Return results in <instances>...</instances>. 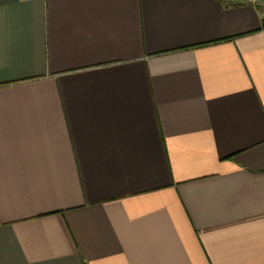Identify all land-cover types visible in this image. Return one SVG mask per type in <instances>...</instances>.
I'll use <instances>...</instances> for the list:
<instances>
[{
	"label": "crops",
	"instance_id": "0c3cea01",
	"mask_svg": "<svg viewBox=\"0 0 264 264\" xmlns=\"http://www.w3.org/2000/svg\"><path fill=\"white\" fill-rule=\"evenodd\" d=\"M263 17L0 0V264H264Z\"/></svg>",
	"mask_w": 264,
	"mask_h": 264
},
{
	"label": "built area",
	"instance_id": "2783aa9c",
	"mask_svg": "<svg viewBox=\"0 0 264 264\" xmlns=\"http://www.w3.org/2000/svg\"><path fill=\"white\" fill-rule=\"evenodd\" d=\"M246 1L249 2V3H252L254 5L259 4V2L264 3V0H246Z\"/></svg>",
	"mask_w": 264,
	"mask_h": 264
},
{
	"label": "trees",
	"instance_id": "16d2710c",
	"mask_svg": "<svg viewBox=\"0 0 264 264\" xmlns=\"http://www.w3.org/2000/svg\"><path fill=\"white\" fill-rule=\"evenodd\" d=\"M262 27L264 28V17L262 19Z\"/></svg>",
	"mask_w": 264,
	"mask_h": 264
},
{
	"label": "rangeland",
	"instance_id": "374dc122",
	"mask_svg": "<svg viewBox=\"0 0 264 264\" xmlns=\"http://www.w3.org/2000/svg\"><path fill=\"white\" fill-rule=\"evenodd\" d=\"M259 3L264 5V3H262V2H259Z\"/></svg>",
	"mask_w": 264,
	"mask_h": 264
}]
</instances>
